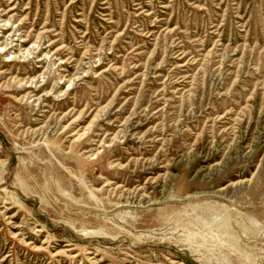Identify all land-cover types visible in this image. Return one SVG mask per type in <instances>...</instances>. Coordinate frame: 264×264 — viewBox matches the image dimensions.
I'll return each instance as SVG.
<instances>
[{
    "label": "rangeland",
    "instance_id": "rangeland-1",
    "mask_svg": "<svg viewBox=\"0 0 264 264\" xmlns=\"http://www.w3.org/2000/svg\"><path fill=\"white\" fill-rule=\"evenodd\" d=\"M0 264H264V0H0Z\"/></svg>",
    "mask_w": 264,
    "mask_h": 264
},
{
    "label": "bare ground",
    "instance_id": "bare-ground-1",
    "mask_svg": "<svg viewBox=\"0 0 264 264\" xmlns=\"http://www.w3.org/2000/svg\"><path fill=\"white\" fill-rule=\"evenodd\" d=\"M26 51H28V50L26 49ZM9 61L13 62V61H14V59H13V60H9ZM84 130H85V129H84Z\"/></svg>",
    "mask_w": 264,
    "mask_h": 264
}]
</instances>
